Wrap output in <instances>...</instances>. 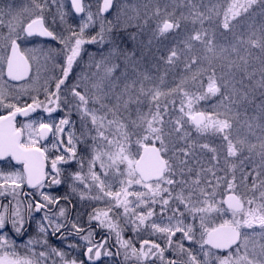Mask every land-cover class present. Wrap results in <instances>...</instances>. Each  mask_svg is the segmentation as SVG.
<instances>
[{"label":"snow or ice","instance_id":"1","mask_svg":"<svg viewBox=\"0 0 264 264\" xmlns=\"http://www.w3.org/2000/svg\"><path fill=\"white\" fill-rule=\"evenodd\" d=\"M255 3L256 0H217L212 13L220 21L219 27L232 31L235 27L233 22L238 23L237 18L248 13ZM261 3L264 5V0ZM50 5L57 6L55 13L50 11ZM191 7L195 9L196 6ZM67 8L72 11L66 10L62 0H29L28 6L19 9L11 5H0V29H7V35L0 33V109L6 113L0 114V161L15 162L10 170L0 169V264H57L52 256L59 259V264H103V255H121V251L123 264H157V261L159 264H264V136L259 138L261 168L250 188L245 183L250 173H241L239 189L234 172L229 180L227 177H217L209 168L204 171V179L201 180L199 173H193L187 168L188 160L192 157L184 149L180 150V155L186 159L165 158L169 148L165 142V120L162 113H167L170 105L175 108V104L161 98L170 95H179L181 105L180 118L173 122L172 131L179 136H187L183 129L185 125H189L198 135H219L226 146L225 164L227 158L236 157L238 151L245 148L251 151L257 147L239 139L234 143L233 138H230L233 128L231 121L236 119V115L232 114V109L227 104L222 105L223 112L216 107L209 111L197 110L195 107L200 101L217 94L223 97L221 88L227 90V85H218L213 73L208 76L206 88L202 82L196 85L202 93L199 95L183 91V80L168 92H161L156 87L149 88L146 94L151 97L155 111L149 110L147 114L138 116L139 123L133 121L132 125L139 131L129 133L118 118L119 104L109 107L100 103L103 97L88 96L87 88L77 90L89 77L82 74L76 84L69 83V77L74 76V67H80L83 61V54L89 56V67L95 68L97 72L102 70L106 76H110L115 71L117 65L112 64L111 60L119 54V50L105 20V14H109L114 8L113 0L98 2L95 12L92 11L91 3L84 4L82 0H67ZM73 14H84L80 17L82 22L75 27L66 20V16ZM119 15L117 11V22ZM189 19L193 25L198 22L200 28L196 30L193 27V34L186 36V50L191 51L193 45L199 43L209 54L205 59L215 57L218 51H226L213 43L215 33L210 35L208 29L204 28L205 20L212 23V17L205 16L199 10L191 12L189 17L182 15L176 18L171 13L166 14L156 22L153 35L164 37L175 33L181 29V20ZM96 25H99V31L93 34L92 29ZM28 37L33 38L28 41L33 44L42 39L44 46L38 49H21V44ZM238 43L245 41L238 40ZM247 43L264 51V25L260 35L257 37L253 34ZM50 44L55 46H49ZM86 44L111 47L97 62L94 55L86 53ZM185 49L175 46L167 48L164 62L170 66L175 64L180 55L185 54ZM37 51L43 57V63L35 56ZM160 59L164 60V57ZM197 62L196 57L189 56L186 67ZM33 65L35 81L29 76ZM42 68L43 78L40 75ZM5 75L12 81L28 78L29 83L42 79L44 99H40L39 95H29L27 99H22L21 94L29 91V88L22 86L17 89L4 79ZM144 79L152 82L147 76ZM157 79L163 83L162 77ZM193 79L197 80L198 77L194 74ZM13 92L17 94L13 95ZM139 92H145L143 86ZM131 99L129 96L124 101L125 108ZM116 100H120L119 95ZM90 101L92 105L99 104V111L104 115L98 116L97 109L89 107ZM228 103L231 104L232 101ZM62 108L70 111L58 122H43L32 118V114L38 110L51 116ZM71 110L80 116L81 132L80 135L68 132L65 140V126L73 127L67 118L72 114ZM18 116L26 118V122L20 123V126H17ZM259 120L264 121V102L260 106ZM85 121L90 123L91 128L85 126ZM252 126L249 124V128ZM256 127L264 131V124H257ZM91 132L96 135L92 136ZM106 132L108 135H105ZM50 134L54 142L49 147L44 142L49 140ZM133 135L136 136L135 140H132ZM109 136H113V139H109ZM89 139L92 141L90 147L87 146ZM157 143L159 147L156 146ZM78 144L85 145L82 151L88 152L89 159L81 158L77 161ZM132 144L136 145L135 152L132 151ZM200 147L208 149L215 159L216 148L208 144ZM170 159L176 160L175 167L179 168V172L174 169ZM73 162L79 163L80 170L66 174L65 168ZM97 167L99 172L96 171ZM186 174L197 178L174 179ZM208 175L213 176L212 181L207 179ZM102 176L106 179H123L117 180L118 189L114 191L112 184L106 183ZM65 180L79 182L83 189L78 193L81 199L105 205L103 208H94L89 213L87 229L79 226L78 219L68 220L66 209L60 207L61 200L68 203V195L51 194L58 191ZM26 186L30 189L27 193L23 191ZM133 186L143 190L130 191ZM76 191V187H73L69 195ZM93 191L97 194L91 195ZM157 207L160 208L159 213L155 212ZM56 208L58 211H54ZM154 216H159L161 223L151 220ZM229 216L230 218H224ZM113 217L122 218L126 224H131L134 232L149 222L151 232L164 237L165 247L144 239L139 241L140 248L137 249L132 240L123 239L124 229ZM185 220H191L192 223H185ZM93 222L97 225L96 229L91 227ZM28 226H35V237L28 234ZM97 229L114 235L117 244L115 253H102L107 241L92 239ZM178 233L180 239L173 242L172 238ZM24 235H29V239L23 245L18 244L17 239ZM49 235L59 238L62 243L69 235L79 238L85 242L80 251L84 258L79 259L70 252L52 248L48 243ZM185 241H191L199 247L186 248ZM36 246L47 251H36ZM63 246L72 250L81 248L78 244ZM166 249L172 250L177 258L165 260ZM150 257H155L156 260H151Z\"/></svg>","mask_w":264,"mask_h":264},{"label":"rangeland","instance_id":"2","mask_svg":"<svg viewBox=\"0 0 264 264\" xmlns=\"http://www.w3.org/2000/svg\"><path fill=\"white\" fill-rule=\"evenodd\" d=\"M62 2L66 5L67 11H72L70 8H67V0H62ZM98 2L101 3V0H84V4L91 3L93 5V12H95V5ZM216 2L217 0H115L114 8L107 16H105L107 22L106 27L112 30L115 46L119 50V54L111 60L112 64L117 65L115 71L110 76H106L102 70L97 72L95 68L89 67L91 64L89 56L83 54V61L80 63V67H74V76L69 77V83L76 84L82 74L89 77V79L80 84V87L77 88V90L79 91L83 88H87L88 96L103 97L100 100V103L107 104L109 107H114L119 104V110L117 112L118 118L120 122L126 126L125 130L129 133H133L139 130L133 127L132 122L136 121L139 123L138 116L147 114L149 110L155 111V107L151 102V97L146 94L149 88L156 87L161 92H168L169 89L176 87V85L183 80V91L189 93L195 92L199 95L202 93L196 85L202 82L206 88L208 76L214 73L218 85L221 83L227 85V90L223 87L221 88V92L224 93V96L221 97L220 94H217L207 100L200 101L195 107L197 110L201 111H209L213 107H216L218 111L223 112L224 107L222 105L227 104V106L232 109V114L236 115V119L231 121L233 128L231 130L230 138H233L234 143L239 139L246 141L248 144L256 145L257 147L251 151L247 148L238 151L237 156L228 157L227 164H225L226 146L219 135L205 134L201 136L198 135L189 125H185L183 129V131L188 134L187 136H179L172 131L173 122L180 118L179 108L181 105L179 95H170L166 98H161L162 100L172 101L175 104V108L170 105L167 113H162L165 120V142L169 148L168 156L165 158L176 157L180 160L186 159L180 155V150L184 149L188 151V149H190L188 152L192 158L188 160L187 168H190L193 173H199L201 180L204 179V171L209 168L215 172L217 177H227L229 180L232 179V173L234 172L236 184L239 189L241 173H250V175H247L245 181L250 188L252 180L256 179L257 173L261 168L259 148L261 141L259 138L264 136V131L259 127H256V125L264 124V121L259 120L260 106L262 102H264V87H262V82H264V51L259 47L250 46L247 41L249 37L253 36V34L257 37L260 35L261 27L264 25V5H262L261 0H256V3L249 8L248 13L242 14L241 17L237 18L238 23L233 22L235 24L233 30L228 31L219 27L220 21H218L212 13V9L216 6ZM241 2H243V0H241ZM28 4L29 0H0V5H11L15 9L26 7ZM192 5L196 6L195 9L191 7ZM56 7V5H50V11L55 13ZM195 10L203 12L205 16L212 17V23H209L207 19L205 20L204 28L208 29L210 35L213 32L215 33L213 43L217 44L219 47H223L226 51L223 53H219L218 51V54L215 57L205 59L209 54L205 52L199 43H195L191 51L186 50L184 45L186 36L193 34V27H195L196 30H199L200 28L198 22L193 25L190 19L181 20V29L177 30L175 33L167 34L164 37H154L153 33L155 31L156 22L161 17L168 13L173 14L176 18H180L182 15L184 17H189V14ZM117 11L120 13L119 22H117L116 19ZM83 15L84 14L81 16ZM81 16L75 14L69 15L66 16V20L69 24H72L75 27L78 23L82 22L80 19ZM145 21H147V23H145ZM59 26L60 25H57V27ZM92 31L93 34L98 32L99 25L94 26ZM0 33L7 35V29H0ZM21 35L23 36V34ZM32 39L33 38L28 37L25 42L21 44V49H38L44 46L42 39L35 44L28 42ZM238 40H243L245 43H238ZM49 46L54 47L55 45L50 44ZM173 46L178 49H185V54L180 55L177 62L170 66L164 61L167 56V48ZM84 47L86 53L94 55L96 61L99 62L101 56L105 55L110 50L111 46L86 44ZM35 56L40 59L41 63H43V57L39 51L35 53ZM189 56L196 57L198 62L196 64H189L186 67V62L188 61ZM161 57H164V60H161ZM34 72L35 65H33L30 75L33 81L36 79ZM93 73H95V75H92ZM194 74L198 77L197 80L193 79ZM40 75L41 78H43V68ZM145 76L149 77L152 82L145 80ZM159 77L163 78V83L157 79ZM4 79L8 81L9 84L14 85L17 89L22 86L29 88V91L21 94L22 99H27L29 95H39L40 99H44L41 88L43 82L42 79L35 83H29L28 79L21 83H12L7 80L6 77H4ZM94 85H98L99 87H94ZM141 86L145 89L144 93L139 92ZM126 88L127 91H125ZM12 94L15 95L17 93L13 92ZM117 95L120 96L119 101L116 100ZM129 96H131L132 99L128 103L127 108H125L124 101H127ZM228 101H232V103L229 104ZM89 107H95L98 116L104 115L103 112L99 111V104L92 105L90 101ZM69 111L70 109L62 108V110H58L57 112L52 113L51 116H48L47 113L38 110V114L33 117V119H38L43 122H58L59 119L65 118V114ZM71 111L72 114L67 118L71 121L73 127L69 128L68 126H65V140L68 132H74L76 135H80L81 132L80 116L74 110ZM3 113H5L4 110L0 109V114ZM109 119H112V117L109 116ZM249 124H252L253 126L249 128ZM85 126L91 128L88 121H85ZM112 131L113 136H115V129ZM91 135L95 136L96 133L91 132ZM105 135H108V133L106 132ZM113 136H109V139H113ZM116 138L119 137L117 136ZM82 139L84 138L82 137ZM135 139L136 136L133 135L132 140ZM53 142L54 138L51 136V139L46 144L50 147ZM91 144L92 141L89 139L87 141V146L90 147ZM203 144H208L210 147L217 149L215 159L208 149H202L200 147ZM186 145H192V148L186 147ZM81 146H83V148L85 147L84 144H81ZM79 148L80 144L77 145V150ZM135 150L136 145L132 144V151L135 152ZM86 156L87 159L90 158L87 151ZM170 163H173L174 169L179 172V168L175 167L176 160L170 159ZM86 167L87 166H85V170ZM2 169L5 171L10 169V163H4ZM71 171L72 169L68 166L65 168L66 174L71 173ZM96 171H100L99 167L96 168ZM121 171H123V166H121ZM185 172L187 173V169H185ZM101 178L106 179L104 176ZM196 178L195 175L187 174L183 177H180L179 175L174 177V179L184 180ZM61 179L63 180L64 177H61ZM119 179H123V177L107 178L106 183H111L112 189L115 191L118 189L117 180ZM207 179L212 181L213 176L208 175ZM220 183L222 186L223 179H221ZM73 187H76L77 191L76 193L69 195ZM142 190L143 189L138 186H133L130 189V191ZM58 191H63L64 195H68V198L80 199L78 193L82 192L83 189L79 186V182L65 180L63 186ZM58 191H54L51 194L58 195ZM96 194L95 191L91 193V195ZM237 194H239V191ZM129 199L131 200L132 198L129 197ZM217 199H222V197H217ZM81 202H88V207L91 212L94 208L105 207L102 203L97 204L87 199H83ZM68 214L69 210L66 209L67 218ZM224 218H230V216ZM37 219H39L38 214ZM113 219L117 220L124 229L122 233L123 239L132 240L133 243H136L139 239V235L133 231V226L131 224H126L122 218L113 217ZM151 220L156 223H161L160 217H154ZM186 221L188 220H185V223H187ZM189 221L192 223L191 220ZM148 223L149 222L144 225L146 230L149 229ZM196 223H198V221ZM161 226H163V224ZM33 227L36 230L35 226ZM258 230L257 227V231ZM35 236L36 233L33 237ZM112 236L114 244L117 245L114 235ZM51 237V235L48 236L49 245L57 250L61 249ZM36 238L39 239V237ZM156 238L157 236L154 234L150 240L158 243ZM28 239L29 238L17 241V243L23 245ZM159 239L164 243L163 236L162 238L158 237V240ZM172 239L173 242H176L180 239V234L178 233L177 236ZM189 243L198 246L191 241H189ZM184 247L186 246L184 245ZM35 250L47 251L39 246H36ZM166 250L173 254L172 250ZM51 258L56 260L57 264H59V259L56 256H52Z\"/></svg>","mask_w":264,"mask_h":264},{"label":"flooded vegetation","instance_id":"3","mask_svg":"<svg viewBox=\"0 0 264 264\" xmlns=\"http://www.w3.org/2000/svg\"><path fill=\"white\" fill-rule=\"evenodd\" d=\"M29 38H32V37H29ZM3 114H6V113H3ZM19 123L20 122H18V125H19ZM157 146H159L158 143H157ZM189 146H190V148H192V145H189ZM82 149H83V146H81V144H80V148L77 150V161L80 160L81 158L87 160L86 151H82ZM189 150L190 149H188V151ZM7 162L10 163V166L12 164H14L11 160L0 161V169H2V165L4 163H7ZM17 167H18V165H17ZM68 167L72 169L71 173H75L76 171L80 170V166H79L78 162H73L70 165H68ZM7 170H10V169H7ZM23 191L25 193H27L30 190L25 187ZM58 195L62 196V195H64V192L63 191H58ZM82 200L83 199H81V198L80 199L68 198V203H65L63 200H61L60 207H63V208H66V209L69 210V214H68V218H67L68 220L76 221L78 219L79 226L87 229L88 226H89L88 225V217H89V213H91V211H90V208L88 207V202H81ZM6 202L7 201H5V203ZM54 211H58V208L54 209ZM181 211H183V208H181ZM155 212L159 213L160 212V208L157 207L155 209ZM170 214L171 213H165V215H170ZM154 217H159V216H154ZM154 217H152V218H154ZM188 221H186V222L190 223V221L189 222ZM91 227L93 229H96L97 228L96 223L93 222ZM145 228L146 227L142 226L140 229H137L135 231L139 235V239L136 241V243H134L135 247L137 249L140 248V242L139 241H142L144 239L150 240L154 234H155V236H157L156 240H157L158 243H160L161 247H165L163 241L161 239L158 240V237L162 238L161 234H158V233H155V232H151L150 229L146 230ZM27 231H28V234L31 235V236H34V234L36 233V230L34 229L33 226H28L27 227ZM9 235H11V233H9ZM29 235H24L22 237H19L17 239V241H22V240L27 239V238H29ZM51 238L61 248L59 250H63L64 252H70L73 257H77L79 259H83L84 258L83 256L80 255V251L83 250V245H84L85 242H83L79 238L69 235V236H67V239L63 241V243L60 241L59 238H53V237H51ZM92 239H94L95 241H101V240H106L107 241V245L105 246L104 249H102V253L106 254L107 252H112V253L116 252L117 245L114 244L113 236L109 235L106 230L97 229L95 231L94 236L92 237ZM64 244H78V245L81 246V248L79 250H72V249H69V248H65L63 246ZM184 245L186 246V248L198 247L199 246V245L195 246L193 244L191 245L189 243V241H186L184 243ZM221 252H223V251H221ZM169 253L170 252L168 250L165 251V253H164L165 260H167V259H176L177 258V256H174V254H171V253L169 254ZM102 259H103V264H123V259L124 258H123V254H122V251H121V255H111V256L103 255ZM150 259L151 260H156L155 257H150ZM157 264H159V261H157Z\"/></svg>","mask_w":264,"mask_h":264},{"label":"water","instance_id":"4","mask_svg":"<svg viewBox=\"0 0 264 264\" xmlns=\"http://www.w3.org/2000/svg\"><path fill=\"white\" fill-rule=\"evenodd\" d=\"M82 3H84V0H82ZM101 3H102V0H101ZM113 3L115 4V0H113ZM76 15H82V14H76ZM108 14H105V16H107ZM6 69H5V73H6ZM31 75V72L29 73V76ZM5 77L10 81V82H12V83H21V82H23V81H26L28 78H26L25 80H23V81H12V80H10V78H8L6 75H5ZM38 113V112H37ZM37 113H35V114H32V117H34L35 115H37ZM19 119H26V118H24V117H22V116H18L17 117V121L19 120ZM50 136H51V134H50ZM50 136H49V138H50ZM46 142V141H45ZM44 142V143H45ZM158 147V146H157ZM14 162V161H13ZM15 163V162H14ZM27 189H29L28 187H27ZM233 247H235V246H233ZM220 251H225V250H220Z\"/></svg>","mask_w":264,"mask_h":264},{"label":"bare ground","instance_id":"5","mask_svg":"<svg viewBox=\"0 0 264 264\" xmlns=\"http://www.w3.org/2000/svg\"><path fill=\"white\" fill-rule=\"evenodd\" d=\"M32 72V71H31Z\"/></svg>","mask_w":264,"mask_h":264}]
</instances>
